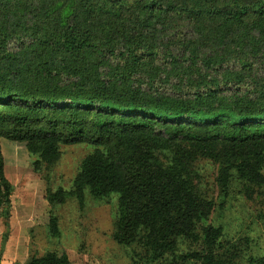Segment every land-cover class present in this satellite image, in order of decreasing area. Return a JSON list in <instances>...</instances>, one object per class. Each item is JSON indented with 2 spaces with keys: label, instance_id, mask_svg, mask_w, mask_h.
<instances>
[{
  "label": "trees",
  "instance_id": "1",
  "mask_svg": "<svg viewBox=\"0 0 264 264\" xmlns=\"http://www.w3.org/2000/svg\"><path fill=\"white\" fill-rule=\"evenodd\" d=\"M198 2L0 0V215L14 190L2 138L25 142L39 174L86 138L74 192L119 194L118 243L144 230L145 264H182L180 240L203 237L195 257L226 264L210 250L219 229L198 231L212 203L196 192L197 162L218 161L223 187L234 174L264 181V7L213 2L202 13ZM128 65L136 71L116 72ZM46 199L60 204L64 190ZM49 232L60 235L54 213ZM22 264L73 263L48 250Z\"/></svg>",
  "mask_w": 264,
  "mask_h": 264
},
{
  "label": "rangeland",
  "instance_id": "2",
  "mask_svg": "<svg viewBox=\"0 0 264 264\" xmlns=\"http://www.w3.org/2000/svg\"><path fill=\"white\" fill-rule=\"evenodd\" d=\"M189 1L190 7L196 5V0ZM198 1L202 7L213 2L230 7L234 0ZM241 1L244 7L252 6V0H239V3ZM262 2L264 7V0ZM15 9L19 8L15 6ZM197 11L208 13L210 10L203 7ZM135 69L134 65H128L116 72ZM1 144L5 173L14 190L9 217L0 215V264L22 263L48 250L66 251L73 264H145L151 258L144 230L129 246L113 238L118 193L103 198L87 193L84 201L75 195L74 178L83 159L93 151L86 138L62 144L60 158L46 165L42 174L35 171V157L29 154L25 142L2 138ZM197 164L196 192L202 200L212 203L211 213L199 221L198 231L202 232V227L208 225L219 229L220 235L210 248L217 259L226 264H257L264 257V181L254 183L234 174L223 187L219 181L218 161L201 158ZM262 172L264 174V155ZM48 188L53 192L62 188L64 202L52 206L46 199ZM51 213L58 218L59 236L49 232ZM202 239L182 238L175 257L182 264H203L195 257L204 247ZM173 257L168 254L166 259Z\"/></svg>",
  "mask_w": 264,
  "mask_h": 264
},
{
  "label": "crops",
  "instance_id": "3",
  "mask_svg": "<svg viewBox=\"0 0 264 264\" xmlns=\"http://www.w3.org/2000/svg\"><path fill=\"white\" fill-rule=\"evenodd\" d=\"M17 263V262H16ZM22 263H24V262H22ZM22 263H17V264H22Z\"/></svg>",
  "mask_w": 264,
  "mask_h": 264
}]
</instances>
